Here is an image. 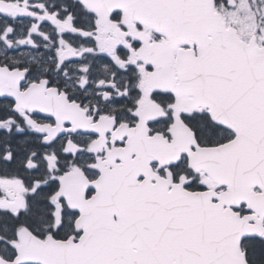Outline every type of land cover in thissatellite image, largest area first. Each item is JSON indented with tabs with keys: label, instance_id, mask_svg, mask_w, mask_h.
I'll return each instance as SVG.
<instances>
[{
	"label": "snow or ice",
	"instance_id": "obj_1",
	"mask_svg": "<svg viewBox=\"0 0 264 264\" xmlns=\"http://www.w3.org/2000/svg\"><path fill=\"white\" fill-rule=\"evenodd\" d=\"M0 264H264V0H0Z\"/></svg>",
	"mask_w": 264,
	"mask_h": 264
}]
</instances>
